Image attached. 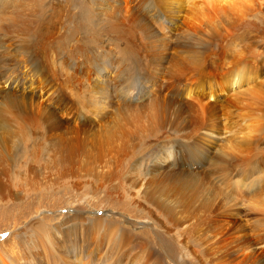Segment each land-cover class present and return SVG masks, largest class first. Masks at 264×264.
<instances>
[{
    "label": "rangeland",
    "instance_id": "obj_1",
    "mask_svg": "<svg viewBox=\"0 0 264 264\" xmlns=\"http://www.w3.org/2000/svg\"><path fill=\"white\" fill-rule=\"evenodd\" d=\"M39 1L40 4L38 3ZM87 1L0 0V98L2 97L1 95H3V90L8 88L10 84H12V82L16 81L15 84H13L14 87H16L15 85H20L21 89L30 91V93L33 92L35 96L39 97L42 100V102L49 104L51 107L56 106V112L59 114L60 117L63 115V109L61 110L59 106H57L56 100L61 99L62 104L67 106V111H70V113H65L62 116V119L65 116L64 119L68 118L70 120V125H81L83 127L86 126L85 128L89 131L90 134L89 139L86 138V145L84 146V149L86 150L82 152L83 154L81 153L77 156H74V158L71 157L72 160L69 161L68 166L64 168V164H62V161L67 159L62 160V158L56 153L57 151L51 150L49 144L41 141V137L38 134H36L37 136L34 135L33 137H30L29 135H26L24 131H20L19 134H15L14 136L9 137L7 135L1 134L2 131H0V139L4 141L2 142L0 140V264H65L66 259L63 256L64 253L60 254L59 248H55L57 250L54 251L55 257L52 256V252L47 251V248L48 246L50 247V245L48 244V241L46 243L45 239L49 238L40 234L43 230V226L44 228L46 227L50 229V238L53 237L55 234L56 240L60 239L59 231L61 230L68 231L69 233H71L69 237L74 238V236L77 235L78 240L84 241L80 235V232H78V234L74 233L75 235H72L73 232L71 231H73L74 229L72 225L69 226L67 224V220H69L68 218L71 216L80 215L83 217L84 220H91L95 216L100 214L102 215V217L105 216L103 222L106 225L124 226L125 229L129 232V234L132 235V241H130L129 245L126 246V248L129 247V249L125 248L126 254H128L124 256V260L126 261L125 264H204L203 260L201 259H204L206 258V256L217 252L218 250H220V248L221 251H218V253L221 252L219 254L222 257L220 258L219 256V258L217 259V261H221L218 262V264H237L238 262L240 263V261L248 255L246 253L249 252V249L251 250V248H249L250 244L248 245L247 243H250L252 241L254 243L256 238L255 235H259L258 233L260 232V234H262V231H264V225L260 224V222H264L261 220V218L264 217L262 216V213L264 215V212L261 211H263L264 209H262L261 211V208H259V210H254L250 207V203H253L251 202L253 199L249 200L251 199L250 196H258L259 194L263 193L264 190L259 193V191H261L260 187L257 191L258 194L250 192L254 187L258 186L257 179L254 181L255 185L253 184L254 186H252L253 188H251V190H245L246 188L242 187L241 183V171H243L244 169L247 170L250 166L251 167L249 169H252V167H254L255 165L259 166L258 168L260 169V172L258 175L262 177L264 174V132L261 131H264V128H262L264 126V114L259 115L258 119L257 116L255 117V119H257L258 121H256L254 118L248 120L249 122L255 120L254 122H251V124L260 123V121H262V126L261 124H256L257 126L255 127V124H252L254 128L258 127L257 130L252 129L256 132H250L253 135L251 136V139L253 137L254 139H252L251 141L249 140L247 142L246 138V142L243 143V138L245 137H243V132H240V135L238 133L227 134L225 135L226 138L224 137V139L220 140L219 144L221 147L218 146L216 150H212V153L210 151L212 147L210 149L207 148L208 144L202 146L204 149L200 147L193 148V145H188L190 138L199 137L201 132L199 122L197 121L196 117V120L193 122L194 126L192 124V126L186 127L180 132V135L178 137L179 140H181L180 146L164 145L168 141H175V138L173 139L172 136H170V132L166 130L167 133L165 134V137H158L157 140L158 145H164L163 148L161 150L157 148L153 149V151L149 153L148 157L151 156L149 160L155 159L156 161L161 154L169 156L167 162L171 163L170 166H173L174 164L175 166L177 165L176 171L180 173V176L177 182L171 181L172 184H170V181L165 182L166 184H168L169 182V185L167 186L168 188L165 189L166 192H163V196H161V194L157 195L158 191H155L156 189L154 188L157 186L154 185L160 184V186L162 187L166 184L158 183V181L152 182L151 187L153 185V188L151 189L153 191L151 190L152 193L150 192L152 197L149 194L147 197V201L145 202V200L140 199L142 201L141 202L135 195L136 189L133 182L136 180V174L138 172L137 170L140 166L139 157L143 154H141V151L144 149L147 150L150 147L152 148V142H148V139L146 140V143L142 145V141L145 136H148L149 138H155V135L153 137L151 136L153 133L150 134V132L153 130H150V126L158 127V124L161 122H163L164 124H166L167 122H177L178 126H181L183 124L189 123L190 119L192 120V118L194 119V117L190 112L185 111L183 109L181 111L179 110L180 113L176 112L177 114H174L173 112L177 110L174 106L172 107L170 105L166 109L168 110L170 108L169 111L166 112L165 110V112L163 113L164 115H161V117L163 116L162 118L160 117V115H156V118H154V106L151 105V102L156 98V94H153V96L149 97L146 96V93H142V91H140L143 90V87L135 89L131 88L132 91L120 90L122 87L118 85L119 82L115 80H118L119 78H115L113 80V83L110 86L111 94L113 97V102L117 103V105H124L125 102V104H127V110L123 111V113L120 115H115L114 113H111L110 111L106 110H103L104 112H107H105V114H102V111H95L97 114H94L95 112H91L85 115V108L83 107H86V104L83 102H86V99L89 95V90L87 89L88 87L86 85L88 84L86 83V75L88 73L87 69L90 67L89 59L91 57V55H89L90 53L88 54L87 49L90 45H100L99 43L101 42L102 37L105 35L108 36V40L101 43V46L99 48H101L103 51L108 52V54L113 55H109L112 61L111 66H114L116 63L119 62L121 63L122 61V64L125 63L126 65V70L129 67L128 69L130 71L128 72L130 77H123L124 79L122 78V80L124 81L121 80V82L125 84H131L133 81L129 78H136L133 75L137 76V71L140 72V70L142 69L145 74L144 78H147V81L144 84L146 87L144 86V89L147 90V88L149 87L150 90L156 89L160 91L165 89L167 83L173 82L174 84V80L179 79V75L174 76V74L172 73L173 77L171 76V79V77L165 73V69L166 67H168L167 64L170 61L164 59L162 60V63L159 58L162 57L161 55H169L173 47L172 45L175 46L177 42H179V44H183L184 41L182 39L176 41V39H178V35L174 32L172 28H169L167 30L164 29V37L162 35L161 40H159L157 36L152 34L153 39H158L160 42L158 40L154 41L149 31L152 30V26H150V24H148L149 26L146 25L145 21L143 22V19L139 17L135 19L136 22L133 21L132 23L130 22L128 24L123 20V22L121 20H118L117 17L114 16L116 15L114 12V10H116V7L113 6V3L109 0H91L97 3V10L100 12L99 14L101 16H104L107 12L113 14H111L112 16L110 15L112 17L111 19L110 16L108 17V13V15H105V17L108 19H106V23H108V25L106 23V25L103 24L105 25V27L102 25L103 28L101 27V25H98L99 27L97 26V28L96 26H89L85 22V15L90 12V9L92 7L91 5L93 4V2L91 3L90 0ZM227 1L230 2V0ZM251 1H253V3L256 1V3L254 5L250 4L249 2ZM251 1L246 0V4L248 5V7L247 5L246 7L248 9H246V13H244L245 16L242 15L243 19L240 18L241 16L237 15L234 11L231 10L230 12V9H228L226 11L227 15L218 17L220 18L218 19L219 24H215L217 25V30L215 31V34L217 35H211L210 31L198 34V36L194 38L200 44L195 41L193 36H186L185 38L187 40H190L186 41V45H188L189 48L194 51V54H198L200 52V54L198 55L205 56L204 60H206V63L212 62L213 60V62L221 64V67L224 66V68L226 66V63L228 64L234 59L237 60V57L239 58L243 55H245L246 59L250 56L264 59V0ZM119 4H122V6H124L125 11L123 12H125V14L127 13L129 6L130 9L128 10L129 13L127 14H132V12L135 13L134 11L138 9V5L135 6V3L130 0H122ZM40 5L42 6V9H40ZM88 6L91 7L89 8ZM108 7H111V10ZM133 8H135V10ZM40 10L42 13L40 12ZM247 10H250V13ZM84 11L88 12L85 13ZM228 13H231L234 17L232 15H229ZM235 14L237 15V18L235 17ZM42 16L46 20L42 21V24L40 22L41 26L39 25L38 28L39 30L40 28L42 29L40 30V32H38L40 36L37 35L39 37V41L38 37L35 36V39H37L38 41L37 42L35 39L33 40L34 37L30 39V35L35 34V31L31 29L32 33H30L31 30H29L28 23L29 20H34L38 22V18H43ZM35 17H37V20ZM224 17L225 19L227 18L226 21L223 20ZM232 18L236 21L238 20V22L236 23ZM110 21V24H112V22L115 23L114 25L118 23L116 25L118 31L116 30V27L113 24V26H110ZM119 21H121L123 25ZM227 23H230V25H228ZM142 24L144 28H142ZM119 26L122 27L124 30H122V28H120ZM227 26L229 27L227 28ZM113 27H115V30ZM137 27H139L140 29ZM104 28L105 33H102L104 32ZM100 29L102 32L99 31ZM125 29L128 32L124 33L123 31H125ZM130 29L132 31H130ZM217 31L219 33H217ZM119 33H122V35L120 34L119 36ZM94 34L100 35L95 37V42L92 41L93 39H91L92 37H94ZM116 34L118 37L116 36ZM208 34H210V38H214V41L211 40L213 41V44L210 46V49L208 47L209 43L203 40L206 39L204 37ZM70 36L72 37V39ZM141 36L143 37L141 38ZM144 36L146 40L148 39L150 41L151 44L148 43V40H144ZM198 37L201 39H199ZM129 38L132 40H130ZM127 39L130 42H133L130 45L132 48L134 47L136 49V52L135 50H133L134 48L132 49L133 53H128L126 51ZM200 40L204 41V43H201ZM96 41L99 42L97 43ZM157 41L159 43L158 45ZM192 41H194L195 43ZM142 42L148 45L142 46ZM152 42H155L154 47L152 45ZM167 42H169V45ZM105 43H107V45ZM62 45L65 46L63 47ZM157 46L158 48H160L159 50L158 48H156ZM123 48H125V50L121 51V49ZM153 48L157 52H154ZM163 48H165V50L168 52L165 53L166 51L163 50ZM26 49L28 50V52ZM147 50H150V52L148 53ZM206 50H208L207 53ZM120 51L124 53L123 55L125 56H123ZM159 51L160 53H158ZM29 52H32V56H27ZM144 52L146 53L144 54ZM151 52H153L154 54ZM144 56L147 57L146 61L151 64L150 65L148 63V66L146 67L147 69L145 68L147 62H144ZM153 56H157L158 59H156V57L153 58ZM135 57L140 62H138ZM140 57L143 58L141 59ZM24 58H26V61ZM31 58L32 60H30ZM121 58H125V61ZM126 59H130V61L126 62ZM152 59L153 62L151 61ZM131 60H133V64ZM156 61L159 63H156ZM34 63L36 64V66H38V69L40 70H34V72H31L33 70L32 64ZM74 63L77 64V67L79 68L73 69L70 66ZM127 63H129V65ZM161 63L163 64L161 66L162 69H159L158 67H160L159 64L161 65ZM164 64H166V66ZM260 65L261 66H258L257 69L263 70L264 72V60ZM163 66H165V68H163ZM152 68L154 69V71L152 70ZM224 68L222 69V71L217 73L218 77L221 73L223 75L225 74ZM108 72L112 73L110 69L108 70ZM128 72H126V76H129L127 75ZM188 76H190L189 73ZM185 78H181L183 79L182 82H185ZM198 78L199 77H192V82H195V80L199 82L200 79ZM165 79H167V81ZM127 80L130 82H128ZM204 80H202V82H204ZM261 80L264 84V73L257 80L256 83H259V81ZM205 81H209V79H206ZM175 83L177 84V82ZM180 85L183 86L182 84ZM190 86L193 87L192 85ZM115 88H117L118 90L116 91ZM123 93L128 94L126 99L125 97H122ZM61 96L63 99L61 98ZM180 96L183 97L182 99H186L183 94H181ZM121 98H123L124 100H122ZM119 101L121 102L120 104ZM78 102L80 103V105L83 103L84 106H80ZM113 102L111 101L112 105ZM100 113L103 115V117ZM260 116H262L263 118H259ZM81 118L85 119L82 120ZM160 119L163 120L160 121ZM64 121L69 124L68 121ZM123 121L127 123L128 121L129 123L131 122L130 126H133L134 128L137 127L135 129L137 132L136 135L133 136L132 140L128 142H131L133 146L128 148V143L125 145V147L127 146L126 148L129 149V152H127L126 154H117L115 148L112 146L111 139L110 141H107V137L113 131L112 128L118 124H122ZM155 121L158 122V124ZM195 122L197 123V125L195 124ZM258 125L261 126V128ZM5 128H7V126H5ZM145 128L147 129L148 133H145L146 130L143 131ZM243 130L248 131L249 128H245ZM20 133L24 134L21 135ZM256 133L260 135H257ZM254 134H256L258 138H256L257 136ZM259 136H261L262 138L260 137V139ZM30 138L39 139H36L37 141L32 142V139ZM249 138L250 137H248V139ZM257 140L260 142L257 143ZM252 141L254 142L251 143ZM6 149L8 150L7 152L5 151ZM188 149L196 150L189 151ZM216 156H218V158L224 156L223 160L220 158L218 159L220 161H217V165H219V163L221 162L224 167L220 164L218 166L219 169H216L218 168L216 166L212 170V163L215 158H217ZM149 160L146 159L145 163L142 162V165H148V162H150ZM222 162H224V164ZM224 168L226 171H224ZM166 170L169 171L168 169ZM220 171H224V173H221ZM261 172L263 173L261 174ZM182 173L183 175L181 176ZM192 174H194V176ZM222 174L224 177L222 176ZM183 178H185L186 182L183 181ZM183 183H185L186 185L184 188L182 187ZM177 184H181L182 191L180 190L174 193L173 190H175ZM190 185H196V193L186 191L188 190V188L186 187ZM262 187L264 188V185ZM183 191L186 192V196ZM170 192L173 193V196L170 195ZM190 192L193 194H191ZM178 194L179 196H176ZM169 195L171 196V198ZM180 195H184V197L182 198L181 202L183 204L179 206L180 203L178 201V197H180ZM193 195H195L196 198ZM155 196L158 197L155 198ZM187 196L191 197L187 198ZM175 197H177V199ZM185 197L188 202V206L187 204H185L187 207L184 205V202L186 201ZM172 198L175 201L172 200ZM210 199L211 203L209 202L208 206H206L207 204L205 205V203L210 201ZM154 200L158 203V205ZM152 201H154L155 205H157L158 207H156L155 205L152 206L154 204V202ZM148 202H151L152 204L150 205ZM190 202L195 204H191ZM189 204L191 205L190 207ZM182 205L184 209H182ZM188 207L189 209L186 211ZM206 207L211 211V213L208 209H206ZM158 208L161 210L159 211ZM250 208L251 210H249ZM162 209L164 211H162ZM189 210L190 212H192L191 210H193V213H189ZM171 215L174 216V219H172V221L174 220L180 223V226L178 223L176 224L173 221L175 225L174 226L171 220L169 221L170 217L172 218ZM164 218H168V220H165ZM215 218L216 221L214 220ZM211 220L212 222H210ZM168 222H171V224H169ZM210 223L216 225L214 226L212 224L211 227ZM80 224L82 225L81 228H84L86 226L85 223ZM187 225L192 226L189 227ZM209 225L211 227L210 229ZM213 226L215 228L217 227L216 229H214L215 231L213 230ZM219 227L224 228L220 229ZM78 228L79 227H77V229ZM211 231L212 233H214V235L211 233ZM223 231L225 233H222ZM216 232H218L219 235H221V233L224 235L219 237L218 233ZM5 233H7L6 236L4 235ZM208 236H210V238H208ZM216 238L219 241H217ZM248 239H250V241ZM212 240L216 244H214ZM89 242L91 243V241ZM204 242L207 243L205 244ZM226 243L228 244L226 245ZM229 244H232V247L229 246ZM84 245L85 244H83L82 242L81 248H83ZM245 245H248L247 247L249 249ZM254 245L257 247V250L259 249V252L261 253L263 249L258 247L259 245L257 241L254 243ZM75 246H77L76 243ZM213 247L215 248L212 249ZM226 247H229V249H227ZM201 248H208L210 249V251H213H211L210 254L209 252H206V255H202L203 249ZM245 248H247L248 250ZM99 249L102 250V252L105 251V248L99 245L97 253L95 255L100 252ZM158 250L161 253L158 252ZM223 250L225 253L222 252ZM155 251L157 255L152 253ZM250 253L252 252L250 251ZM101 255V263L99 264H104V262L107 260L108 255L107 253H105L104 255L102 253ZM263 255L264 253H261L258 255L259 257L257 256V258L262 259L264 258ZM82 262L83 259H81V263ZM115 264H118V262H116ZM122 264H124V261ZM260 264H264V262Z\"/></svg>",
    "mask_w": 264,
    "mask_h": 264
},
{
    "label": "bare ground",
    "instance_id": "obj_2",
    "mask_svg": "<svg viewBox=\"0 0 264 264\" xmlns=\"http://www.w3.org/2000/svg\"><path fill=\"white\" fill-rule=\"evenodd\" d=\"M17 1V0H16ZM87 1V0H86ZM91 1V0H90ZM110 2H112L113 6H115L116 10H114L115 17H117L118 20H123L125 22L128 23H132L133 21H135L136 18H142L143 22L145 21L146 25L150 24V26H152V30L150 31V34L155 35L158 37L159 40H161L162 35L164 33V29L167 30L169 28H172L174 30V32L178 35V39H176V41H178L179 39H182L184 42L183 44H179V42H177V44L172 45V50L169 53V55H161L162 57L159 58L162 62V60L167 59L168 61V67H166L165 69V73L168 74L170 77L172 75V73L175 75H179V79L174 80V84L173 82H169L171 79L168 81L169 83H167L165 89L163 90H150L149 87L147 88V90L144 89V84L146 83V79L144 71H142V69L135 73H137L135 75H133L134 79H132L133 77L129 78L131 79L133 82L131 84H125L122 83L121 80L123 77H130L129 72L130 71L128 68L127 70L125 69L126 65L125 63L122 64L121 63H116L114 66H111V58L110 54H108V52L103 51L101 48H99L101 46V43L105 42L108 40V36H103L101 39V42L99 43L100 45L98 46H92L90 45L87 49V52L89 55H91L90 59H89V65L90 67L87 69L88 73L86 75V84L87 85V89L89 90V95L88 98L86 99V102H83L86 104L85 108V112L84 114L87 115L88 113H94L95 111H102V114H105L106 111H110L111 113H114L115 115H120L123 113V111L127 110V104L121 105L120 101L119 104L117 105V103L113 102V97L111 94V84L113 83V80L115 78H119L118 80L115 79L116 81L119 82L118 85H120L122 88L120 90H125V91H132V89L135 88H139V87H143L142 93H146V96H153V94H156V98L154 100H152L151 105H153V112L154 114V118H156V115H164L163 113L165 112V110L167 109V107H169L170 105L173 107H175V109L177 111L173 112L174 114H177L176 112H179L183 109L185 111L190 112L194 119L192 118V120L190 119L189 123L183 124L181 126H178L177 122L174 123H169L167 122L166 124H164L163 122L159 123L156 122L158 124V127H151L150 126V130L153 129L150 134H152L151 136L153 137L155 135V138H149L148 136H145L143 138L142 141V145H144L146 143V140L148 139V142L150 141L152 148L150 147L149 149H144L141 151L140 157H139V169L136 171V180L133 182L135 189H136V196L137 198L140 200H145V202L147 201V197L151 192V188H153V185L151 187V183L158 181V183L161 184H166L165 182L170 181V184H172L173 181H178V178L180 176V173L178 171H176V167L175 164L173 166H170V162H167L169 156L166 155H160V157H158V159L155 161V159L153 160H149L151 156L148 157L149 153L153 151V149H162L164 145H168V146H180L181 144V140H179V135L180 132L182 130H184V128L186 127H190L194 126V121L196 120L195 117L197 118V121L199 122V127H200V135L199 137H192L190 138L188 145L194 147H200L203 148V145L208 144V149H210L211 153L212 150H216L218 146H220V140L224 139V137L226 138L225 135L227 134H232V133H240L243 132V143H245L246 141L248 142L249 140L251 141L252 139H254V137L251 139V136H253L250 132H256L255 130L252 129H256L252 126V124L254 125L255 120L258 121V116L264 114V84L263 81H259V83H256L257 80L263 75V70H258V66H261L260 64L262 63V61L264 59L261 58H255V57H249L246 59L245 55L240 56L239 58L237 57V60L234 59L232 62H229L228 64L226 63V66L224 68L221 67V64L215 63L213 62H208L206 63L204 60L205 56L203 55H198L200 54V52L198 54H194V51H192L191 48H189L186 41H190L187 40L185 37L186 36H190L193 38L197 37L198 34L200 33H204L206 31H210L211 35H217L215 34L216 32V28L217 25H215L216 23H218V17H222L223 15H227L226 11L228 9L234 11L237 15L241 16L240 18L243 19V16H245L244 13H246V9H248V5L246 4V0H130L133 1L135 4V6H137L138 9H136V11H134L135 13L132 12V14H127L129 13V9L130 6L127 10V13L125 14L124 10V6H122L119 4L120 1L122 0H109ZM251 1V0H250ZM46 2V1H45ZM88 2V1H87ZM93 2V4L90 6V12H85L87 13L86 16V23L89 26H97L101 25V27L103 28V26L105 27V25L108 23H106V17L105 15H108V17L112 14H110L109 12H107L104 16H101L99 13V11L97 10V3L95 1H91V3ZM252 2V3H251ZM249 2L250 4H255L256 1L253 3V1ZM258 2V1H257ZM40 4V1L38 2ZM89 3V2H88ZM103 3V2H102ZM101 3V4H102ZM108 3V2H107ZM9 4V3H8ZM42 4V3H41ZM100 4V5H101ZM109 4V3H108ZM90 5V4H88ZM103 5V4H102ZM131 5V6H134ZM247 5V7H246ZM107 6V5H106ZM112 6V7H113ZM252 6V5H251ZM40 9H42V6H39ZM44 7V6H43ZM56 7V6H55ZM87 7V6H86ZM89 7V6H88ZM89 7V8H90ZM8 8V7H7ZM54 8V7H53ZM103 8V6H102ZM106 8V7H105ZM109 9L111 7H108ZM114 8V7H113ZM112 8V10H113ZM262 8V7H261ZM44 9V8H43ZM107 9V8H106ZM135 10V8H133ZM108 10V9H107ZM111 10V9H110ZM109 10V11H110ZM132 10V9H131ZM133 11V10H132ZM248 12L250 10H247ZM10 12V11H9ZM35 12V11H34ZM41 12V10H40ZM83 12V13H84ZM229 12V11H228ZM233 12V14H234ZM42 13V12H41ZM131 13V12H130ZM226 13V14H225ZM250 13V12H249ZM252 13V12H251ZM33 14V12H32ZM37 14V13H36ZM229 15H232L231 13H228ZM235 14V17L237 16ZM113 15V14H112ZM111 15V16H112ZM251 15V14H250ZM110 16V19L112 18ZM113 16V18H114ZM233 16V15H232ZM259 16V15H258ZM32 17V16H31ZM43 17V16H42ZM234 17V16H233ZM37 20V17H35ZM34 18V19H35ZM228 18V16H227ZM226 18V19H227ZM237 18V17H236ZM239 18V17H238ZM91 19V20H90ZM225 17H224V21H226ZM230 19V18H229ZM233 19V18H232ZM241 19V20H242ZM250 19V18H249ZM38 22L34 21V20H29L28 26H29V30H33L35 31V34H31L30 35V39L33 40L35 39V36L38 37L37 35H39L38 32H40V30L42 28H40L39 30V25L40 22L42 24V21L46 20L43 18H38ZM96 20V21H95ZM108 20V19H107ZM113 20V19H112ZM117 20V22H118ZM234 20V19H233ZM95 21V22H94ZM116 21V20H114ZM119 21V22H121ZM122 21V22H123ZM223 21V22H224ZM236 23L238 22V20H234ZM240 21V20H239ZM1 22V21H0ZM121 22V23H122ZM136 22V21H135ZM232 22V21H231ZM7 23V22H6ZM44 23V22H43ZM106 23V24H105ZM111 23V21L109 22V24ZM138 23V22H137ZM141 23V20H140ZM105 24V25H103ZM112 24L114 25L115 23L112 22ZM112 24H110V26H113ZM118 24V23H117ZM116 24V25H117ZM120 24V23H119ZM126 24V25H127ZM219 24V23H218ZM225 24V23H224ZM228 24V23H227ZM44 25V24H43ZM42 25V27H43ZM53 25V24H52ZM103 25V26H102ZM114 25L116 27V30L118 29L117 26ZM121 25V24H120ZM123 25V23H122ZM230 25V23L228 24ZM41 26V25H40ZM129 26V25H128ZM126 26V27H128ZM142 28H144L143 24L141 25ZM149 26V25H148ZM225 26V25H224ZM233 26V25H232ZM9 27V26H8ZM83 27V26H82ZM99 27V26H98ZM115 27L114 30H115ZM120 27V26H119ZM125 27V26H124ZM136 27V25H135ZM140 27V26H139ZM137 27V28H139ZM220 27V26H219ZM229 26H227L228 28ZM111 28V27H110ZM109 28V29H110ZM122 28V27H120ZM148 28V27H147ZM145 28V29H147ZM223 28V27H222ZM28 29V27H27ZM99 29V28H98ZM96 29V30H98ZM112 29V28H111ZM127 29V28H126ZM125 29V32H128ZM135 29V28H134ZM140 29V28H139ZM151 29V28H150ZM32 30L30 33H32ZM95 30V31H96ZM103 30V29H102ZM108 30V28H107ZM106 30V31H107ZM113 30V29H112ZM122 30H124L122 28ZM121 30V31H122ZM136 30V29H135ZM220 30V28H219ZM222 30V29H221ZM224 30V29H223ZM101 31V29L99 30ZM105 33V28L103 30ZM118 31V30H117ZM130 31H132L130 29ZM129 31V33H130ZM143 31V30H141ZM148 31V30H147ZM26 32V31H25ZM108 32V31H107ZM120 32V31H119ZM225 32V31H224ZM98 33V32H97ZM95 33V34H97ZM101 33V34H102ZM115 33V32H114ZM136 33V31H135ZM148 33V32H147ZM217 33H219L217 31ZM226 33V32H225ZM41 34V33H40ZM82 34V33H81ZM93 35L94 37H92L91 39H93L92 41L95 40L96 36H100L98 35ZM111 34V33H109ZM120 34L122 35V33H119L118 35L120 36ZM128 34V33H127ZM144 34V33H142ZM149 34V35H150ZM210 34L206 35L203 39L205 42H208L209 45V49L210 46L213 44L214 38H210ZM223 34V31H222ZM221 34V35H222ZM42 35V34H41ZM131 35V34H130ZM150 35V36H151ZM153 35L151 36L153 39ZM203 35V34H202ZM40 36V35H39ZM43 36V35H42ZM84 36V35H83ZM92 36V35H91ZM110 36V35H109ZM117 36V34H116ZM133 36V35H132ZM131 36V37H132ZM146 36V34H145ZM144 36V38H145ZM154 36V37H155ZM51 37V36H50ZM71 37V36H70ZM78 37V36H77ZM118 37V36H117ZM138 37V36H137ZM143 36H141L142 38ZM164 37V35H163ZM167 37V36H166ZM188 37V38H190ZM203 37V36H202ZM208 37V38H207ZM217 37V36H216ZM140 38V37H139ZM170 38V37H169ZM199 38V37H198ZM197 38V39H198ZM61 39V38H60ZM72 39V37H71ZM70 39V40H71ZM113 39V38H112ZM130 39V38H129ZM150 39V38H149ZM156 39V40H158ZM195 39V38H194ZM193 39V40H194ZM201 39V38H199ZM198 39V40H199ZM216 39V38H215ZM225 39V38H224ZM37 41V39H35ZM86 40V38H85ZM89 40V39H88ZM98 40V39H96ZM118 40V39H117ZM132 40V39H130ZM135 40V39H134ZM133 40V41H134ZM145 41L146 38L144 39ZM151 40V39H150ZM154 40V39H153ZM152 40V41H153ZM154 40V41H156ZM158 40V41H159ZM164 40V39H163ZM168 40V39H167ZM181 40V41H182ZM213 40V41H211ZM31 41V40H30ZM38 41H39V37H38ZM37 41V42H38ZM100 41V39H99ZM99 41H96L97 43ZM141 41V40H140ZM149 41V40H148ZM157 41V45L159 44ZM196 42H198L195 39ZM204 41L200 40V42L204 43ZM80 42V41H79ZM91 42V40H90ZM95 42V41H94ZM160 42V41H159ZM163 42V41H162ZM194 42V41H192ZM30 43V42H29ZM33 43V41H32ZM31 43V44H32ZM35 43V42H34ZM65 43V42H64ZM62 43V44H64ZM68 43V41H67ZM89 43V42H88ZM108 43V42H107ZM107 43H105L107 45ZM113 43V42H112ZM128 43V44H127ZM127 43H126V51L128 53H133L132 52V48L130 44H132L133 42H130L127 39ZM150 43V41L148 42ZM153 43V42H152ZM165 43V42H164ZM161 43V44H164ZM169 45V42H167ZM191 43V42H190ZM195 43V42H194ZM199 43V42H198ZM37 44V43H36ZM47 44V43H46ZM61 44V43H60ZM92 44V43H91ZM142 46L143 45H148V44H144L143 42L141 43ZM140 44V45H141ZM151 44V43H150ZM155 42L152 44L154 47ZM200 44V43H199ZM50 45V44H49ZM96 45V44H95ZM139 45V46H140ZM166 45V44H165ZM31 46V45H30ZM60 46V45H59ZM63 46V45H62ZM65 46V45H64ZM63 46V47H64ZM76 46V45H75ZM141 46V47H142ZM161 46V45H160ZM159 46V47H160ZM164 46V45H163ZM206 46V45H205ZM216 46V45H215ZM32 47V46H31ZM71 47V46H70ZM107 47V46H106ZM125 47V46H124ZM151 47V46H150ZM168 47V46H167ZM166 47V48H167ZM201 47V46H199ZM203 47V46H202ZM21 48V47H20ZM28 48V47H27ZM137 48V47H136ZM139 48V47H138ZM144 48V47H143ZM158 48V46L156 47ZM162 48V47H161ZM22 49V48H21ZM30 49V48H29ZM50 49V48H49ZM106 49V48H105ZM142 49V48H141ZM147 49V48H146ZM149 49V47H148ZM154 49V48H153ZM152 49V51H153ZM160 48H158L159 50ZM169 49V48H168ZM196 49V48H195ZM205 49V48H204ZM207 49V48H206ZM27 50V49H26ZM31 50V49H30ZM29 50V51H30ZM112 50V49H111ZM110 50V51H111ZM115 50V49H114ZM124 51L125 48L121 49V51ZM133 50L136 49L134 48ZM139 50V49H138ZM145 50V49H143ZM163 50H165V48H163ZM22 51V50H21ZM25 51V50H24ZM32 51V50H31ZM35 51V49H34ZM119 51V50H118ZM120 51V52H121ZM141 51V50H140ZM148 51V50H147ZM166 51V50H165ZM208 50H206L207 53ZM212 51V50H209ZM28 52V50H27ZM86 52V53H87ZM119 52V53H120ZM126 52V53H127ZM150 52V50L148 51V53ZM154 52L155 51L154 49ZM162 52V50H161ZM168 51H166L165 53H167ZM238 52V51H237ZM52 53V52H51ZM59 53V52H58ZM85 53V54H86ZM142 53V52H141ZM140 53V54H141ZM146 52H144L145 54ZM147 53V54H148ZM153 53V52H151ZM150 53V54H151ZM160 53V51L158 52ZM211 53V52H210ZM20 54V53H19ZM27 54V53H26ZM25 54V55H26ZM35 54V53H34ZM121 54L123 55L124 53L121 52ZM139 54V55H140ZM149 54V55H150ZM154 54V53H153ZM240 54V53H239ZM56 55V54H55ZM110 55V56H109ZM137 55V54H136ZM135 55V56H136ZM138 55V56H139ZM156 55V53H155ZM218 55V54H217ZM27 56H32V52H29V54ZM61 56V55H60ZM113 56V55H112ZM125 56V55H123ZM129 56V54H128ZM132 56V55H131ZM142 56V55H141ZM159 56V55H158ZM70 57V56H69ZM117 57V56H116ZM156 59L157 56H155ZM153 56V58H155ZM30 58V57H29ZM40 58V57H39ZM77 58V57H76ZM127 58V57H126ZM131 58V57H130ZM141 58V57H140ZM143 58V57H142ZM141 58V59H142ZM144 62L146 61V58L144 56ZM17 59V58H16ZM26 61V58H24ZM110 59V62H109ZM115 59V58H114ZM113 59V61H114ZM122 59V58H121ZM120 59V60H121ZM125 59V58H124ZM122 59V60H124ZM128 59V58H127ZM126 59V60H127ZM134 59V58H133ZM135 59L138 61V59L135 57ZM134 59V60H135ZM151 59V57H150ZM32 60V58L30 59ZM84 60V59H83ZM149 60V59H148ZM23 61V60H22ZM24 61V62H25ZM45 61V60H44ZM61 61V60H60ZM125 61V60H124ZM129 60H127L126 62H129ZM132 64H133V60ZM153 62V59L151 60ZM21 62V61H20ZM62 62V61H61ZM140 62V61H138ZM137 62V63H138ZM147 65L145 63V68L148 66V61ZM29 63V62H28ZM27 63V64H28ZM135 63V62H134ZM155 63V62H154ZM156 63H159L156 61ZM163 63V62H162ZM159 64L160 67H158L159 69H162V64ZM60 64V63H59ZM58 64V65H59ZM129 65V63H127ZM150 64V63H149ZM230 64V65H229ZM31 65V64H30ZM88 65V64H87ZM135 65V64H134ZM151 65V64H150ZM154 65V64H153ZM156 65V64H155ZM166 66V64H164ZM229 65V66H227ZM41 66V65H40ZM55 66V65H54ZM73 69L74 68H79L77 67V64H71L70 65ZM132 66V65H131ZM137 66V65H136ZM140 66V65H138ZM165 66H163V68H165ZM27 67V66H26ZM31 67V66H30ZM32 71L34 72V70H40L38 69V66H36V64H32ZM57 67V66H56ZM133 67V66H132ZM150 67V66H149ZM157 67V66H156ZM154 67V68H156ZM6 68V67H5ZM225 69V74L223 75L222 73L220 74V76H217V73H219L220 71H222V69ZM9 69V68H8ZM111 70L112 73H109L108 70ZM132 69V68H131ZM135 69V68H134ZM138 69V68H137ZM147 69V68H146ZM29 70V69H28ZM49 70V69H48ZM144 70V69H143ZM151 70V69H150ZM152 70L154 71V69L152 68ZM4 71V70H3ZM2 71V72H3ZM149 71V69H148ZM160 71V70H159ZM24 72V71H23ZM107 72V73H106ZM126 72H128L126 76ZM178 72V74H177ZM5 73V72H4ZM7 73V72H6ZM66 73V72H65ZM133 73V70H132ZM131 73V74H132ZM151 73V72H150ZM188 73L190 74V76H188ZM216 73V74H215ZM44 74V73H43ZM113 74V76H112ZM152 74V73H151ZM155 74V73H154ZM31 75V74H30ZM153 75V74H152ZM157 75V74H156ZM161 75V74H160ZM79 76V75H78ZM81 76V75H80ZM150 76V75H149ZM148 76V78H149ZM217 76V78H216ZM83 77V76H82ZM168 77V76H167ZM182 77H187L185 78V82H182L183 79H181ZM192 77H199L198 79H200L199 82H197L195 80V82H192ZM165 78V77H163ZM46 79V78H45ZM70 79V78H69ZM68 79V80H69ZM124 79V78H123ZM128 79V80H129ZM169 79V78H168ZM206 79H209V81H205ZM18 80V79H17ZM49 80V79H48ZM61 80V79H60ZM127 80V81H128ZM167 81V79H165ZM202 80H204V82H202ZM124 81V80H122ZM126 81V83H127ZM16 81L12 82V84H10V86L6 89H4L3 91V95H1L2 97L0 98V131L1 134L7 135L9 137L14 136L15 134H19V132H25L26 135H29L30 137H33L34 135L38 134L41 138V141L46 142L47 144H49V147L51 150L57 151L56 153L63 159H67V160H63L62 164H64V168H66L69 164V161L72 160V158H74V156H77L79 154H81L84 150V146L86 145V138L89 139V131L81 126V125H70V120L68 118L63 117L62 116L65 113H70V111H67V106L63 105L61 102V99H57L56 100V104L57 106H59V108L62 110L63 115L60 117L59 114L56 112V106L51 107L49 104H46L44 102H42V100L35 96L33 92L30 93V91L27 90H23L21 89L20 85H15L16 87L13 86V84H15ZM48 82V81H47ZM51 82V81H50ZM82 82V81H81ZM130 82V81H128ZM177 82V84L175 83ZM116 83V82H115ZM151 83V82H150ZM180 84H182L183 86H181ZM190 85H192L193 87H191ZM46 86V85H45ZM115 87V86H114ZM146 87V86H145ZM130 88V89H128ZM132 88V89H131ZM113 89V88H112ZM115 90L117 91L118 89L115 88ZM113 92V91H112ZM88 93V92H87ZM128 93V92H126ZM49 94V93H48ZM183 94L184 97H186V99H182L183 97H181L180 95ZM86 95V93H85ZM115 95V94H114ZM128 94L123 93L122 97H125V99L127 98ZM60 97V96H59ZM58 97V98H59ZM62 98V96H61ZM181 98V99H179ZM63 99V98H62ZM75 99V98H74ZM122 100H124L123 98H121ZM134 99V98H133ZM65 101V100H64ZM111 101L113 102V105L111 104ZM82 102V101H81ZM123 102V101H122ZM79 103V102H78ZM83 103L81 105H83ZM130 103V102H129ZM80 105V103H79ZM80 105V106H81ZM84 106V105H83ZM131 106V105H130ZM171 107V108H172ZM107 108V109H106ZM170 109V108H169ZM166 110L167 111H169ZM84 110V109H83ZM103 110H106L105 112ZM114 110V111H113ZM180 110V111H179ZM79 113V112H78ZM107 113V112H106ZM109 113V112H108ZM182 113V112H181ZM94 114H97L96 112ZM101 114V113H100ZM101 114V115H102ZM82 115V114H81ZM84 115V116H85ZM100 115V116H101ZM166 115V113H165ZM105 116V115H104ZM257 116V119H255V117ZM99 117V114H98ZM103 117V115H102ZM163 117V116H162ZM161 117V118H162ZM86 118V117H85ZM85 118H81L82 120ZM167 118V116H166ZM181 118V117H180ZM254 118V121L249 122L248 120ZM259 118H263L262 116H260ZM100 119V118H99ZM159 119V118H158ZM64 120L68 121V123H66ZM163 119H160V121ZM260 120V119H259ZM159 121V120H158ZM166 121V119H165ZM196 121V122H197ZM195 122V124L197 125V123ZM131 123V122H130ZM127 122H124L122 124H118L116 126H114L112 128V132L111 134L107 137V141L111 139L112 141V146L115 148L117 154H126L127 152H129V149L131 146H133V144L128 143L130 140H132L133 136L136 135V128H134L133 126H130L131 124ZM262 121H260V123H256V124H261ZM254 125L255 127L257 125ZM264 124V123H263ZM258 125V126H259ZM5 126H7V128H5ZM135 126V124H134ZM262 126V124H261ZM261 126H259L261 128ZM142 127V125H141ZM139 127V128H141ZM149 128V127H148ZM167 128V129H166ZM245 128H249L248 131H244L243 129ZM264 128V126L262 127ZM146 130V131H145ZM170 132V136H172V138H175V141H168L167 143L163 144H159L158 145V137H165V134L167 133V131ZM199 130V129H198ZM261 130V129H258ZM143 131H145V133L147 132V129L145 128ZM149 131V130H148ZM262 132H264L263 130H261ZM139 132V129H138ZM192 132V131H191ZM148 133V132H147ZM259 133V132H257ZM256 133V134H257ZM21 135H23L24 133H20ZM113 134V135H112ZM193 134V133H192ZM191 134V135H192ZM254 134V135H256ZM262 134V133H261ZM141 135V134H140ZM138 135V136H140ZM160 135V136H159ZM186 135V134H185ZM240 135V134H239ZM260 135V134H257ZM256 135V136H257ZM19 136V135H18ZM37 136V135H36ZM38 136V137H39ZM263 136V135H262ZM2 137V136H1ZM185 137V136H184ZM187 137V136H186ZM189 137V136H188ZM248 137H250L248 139ZM261 136H259L260 138ZM237 138V137H236ZM248 140H247V139ZM258 138V136L256 137ZM255 138V140H256ZM262 138V137H261ZM260 138V139H261ZM23 139V138H22ZM32 139V142L37 141L36 139L39 138H30ZM166 139V138H165ZM171 139V138H170ZM192 139V140H191ZM234 139V138H233ZM246 139V141H245ZM2 141V139H0ZM229 140V139H228ZM241 140V138H240ZM23 141V140H21ZM237 141V140H236ZM4 142V141H2ZM31 142V143H32ZM228 142V141H227ZM254 141H252L251 143H253ZM257 143L260 141H256ZM255 142V143H256ZM128 143V148L125 147V145ZM1 144V143H0ZM236 144V143H234ZM247 145V144H246ZM256 145V144H255ZM259 145V144H258ZM4 147V146H3ZM221 147V146H220ZM247 147V146H246ZM192 148V147H191ZM240 148V147H239ZM248 148V147H247ZM257 148V147H256ZM204 149V148H203ZM189 151H192L193 149H188ZM196 150V149H195ZM193 150V151H195ZM6 152L8 151L7 149L5 150ZM231 151V150H230ZM235 151V150H234ZM156 152V151H155ZM158 152V151H157ZM160 152V151H159ZM164 152V151H163ZM219 153V152H218ZM239 153V152H238ZM248 153V152H247ZM83 154V153H82ZM198 154V153H197ZM154 155V154H153ZM221 155V154H219ZM158 156V155H157ZM155 156V157H157ZM72 157V158H71ZM217 158H215V160L213 161V165H212V170L214 167H218L221 162L219 163V165H217V161H220L218 159H224L222 157L218 158V156H216ZM247 157V156H246ZM71 158V159H68ZM153 158V157H152ZM204 158V157H203ZM149 160L150 162H148V165L143 166L142 164L145 163V161ZM210 159V156H209ZM221 160V161H222ZM252 160V159H251ZM210 161V160H209ZM143 162V163H142ZM135 163V162H134ZM224 164V162H222ZM182 164V163H181ZM226 164V163H225ZM258 164V163H257ZM261 164V163H260ZM222 165V164H221ZM263 165V164H262ZM224 167V165H222ZM254 166V165H253ZM174 167V168H173ZM251 167V166H250ZM249 167V168H250ZM259 166H254L252 167V169H244L243 171H241V183H242V187H245V190H251V188H253L252 186H254V181L257 179L258 181V186L254 187L250 192L252 193H257V191L259 190V188L261 187V191L264 190V188L262 187L264 185V174L261 177L259 174ZM262 167V166H261ZM173 168V169H172ZM210 168V167H209ZM227 168V167H226ZM166 169H168L169 171H167ZM180 169V168H179ZM184 169V168H183ZM216 169H219L216 168ZM264 169V168H263ZM166 170V171H165ZM221 170V169H220ZM165 171V172H164ZM194 171V170H193ZM215 171V170H214ZM224 171L225 168H224ZM224 171H220L221 173H224ZM199 172V171H198ZM193 173V172H192ZM226 173V172H225ZM263 172H261L262 174ZM183 175V173L181 174V176ZM194 176V174H192ZM225 175V174H224ZM221 176V175H219ZM223 176V174H222ZM201 177V176H200ZM224 177V176H223ZM202 178V177H201ZM233 178V177H232ZM196 180V179H195ZM194 180V182H195ZM172 181V182H171ZM183 181L186 182L185 178H183ZM237 182V181H236ZM157 183V182H156ZM175 183V182H174ZM173 183V184H174ZM235 184V183H234ZM240 184V183H239ZM254 184V185H253ZM169 185H163L162 187L160 186V184L158 185H154L157 187H154L155 191L157 192V195L163 196V192L165 191V189H167ZM175 185V184H174ZM177 187H173L175 188V190H173V192L175 193L176 191H182V187L184 188L186 185L185 183H183V186L181 187V184H177ZM235 186V185H234ZM214 187V186H213ZM225 187V186H224ZM188 190L186 191H191V192H195L196 193V185H190L188 187ZM263 188V189H262ZM169 190V189H168ZM184 190V189H183ZM241 190V189H240ZM153 191V190H152ZM154 191V192H155ZM243 191V190H242ZM153 192V193H154ZM166 192V191H165ZM184 192V191H183ZM190 192V193H191ZM220 192V191H219ZM249 192V191H248ZM152 193V192H151ZM168 193V192H167ZM166 193V194H167ZM171 193V192H170ZM182 193V192H181ZM186 192H184L185 194ZM188 193V194H190ZM217 193V192H216ZM165 194V195H166ZM193 194V193H191ZM247 194V193H246ZM258 194V193H257ZM151 195V194H150ZM154 195V194H153ZM171 196H173V193L170 194ZM169 195V196H170ZM251 195V194H250ZM249 195V196H250ZM170 196V198H171ZM176 196H179L176 195ZM186 196V194H185ZM195 197V195H193ZM242 196V195H241ZM150 197V196H149ZM152 197V195H151ZM150 197V198H151ZM158 197V196H157ZM155 196V198H157ZM184 197V195H180V197H178V201H179V206L183 203L182 202V198ZM191 197V196H190ZM189 196H187V198H190ZM208 197V196H207ZM229 197V196H228ZM255 197V198H253ZM249 199L252 200L251 202H253L252 204L250 203V207L253 208L254 210H259L260 211L262 209H264V191L263 193L259 194L258 196H253ZM169 198V199H170ZM177 199V197H175ZM196 198V197H195ZM206 198V197H205ZM221 198V197H220ZM154 199V198H153ZM152 199V200H153ZM161 199V197H160ZM168 199V200H169ZM192 199V198H191ZM194 199V198H193ZM156 200V199H155ZM154 200V201H155ZM167 200V201H168ZM172 200H174L172 198ZM186 200V197H185ZM221 200V199H220ZM137 201V200H136ZM141 201V200H140ZM151 201V199H150ZM152 201V202H154ZM160 201V200H159ZM175 201V200H174ZM194 201V200H192ZM208 201V200H206ZM142 202V201H141ZM156 202V201H155ZM155 202L152 206L155 205ZM172 202V201H171ZM184 202V199H183ZM186 202V203H185ZM184 202V205L187 204L188 206V202L187 200ZM211 203V199L210 201L206 202L205 205L208 206V203ZM150 205L152 204L151 202H148ZM157 203V202H156ZM160 203V202H159ZM178 203V202H177ZM191 204H195L190 202ZM203 203V202H202ZM201 203V204H202ZM158 205V203H157ZM157 205H155L156 207H158ZM176 205V204H175ZM177 206V205H176ZM174 206V207H176ZM186 206V205H185ZM184 206V207H185ZM186 206V207H187ZM191 205L189 204V207ZM197 206V205H196ZM160 207V206H159ZM178 207V206H177ZM182 209L183 205L181 206ZM189 207L186 209V211L189 209ZM199 207V206H198ZM201 207V205H200ZM205 207V206H204ZM210 207V206H209ZM218 207V206H217ZM163 208V207H162ZM180 208V207H179ZM203 208V205H202ZM228 208V207H226ZM251 208L249 210H251ZM201 209V208H199ZM205 209V208H204ZM206 209H208L206 207ZM216 209V208H215ZM158 210L160 211L161 209L158 208ZM177 210V209H176ZM175 210V211H176ZM209 210V209H208ZM232 210V209H231ZM162 211H164L162 209ZM192 212L189 213H193V210H191ZM216 211V210H214ZM248 211V210H247ZM180 212V211H179ZM209 212L211 213V211L209 210ZM228 212V211H227ZM261 212H264L261 211ZM170 213V212H169ZM188 213V214H189ZM205 213V212H204ZM209 213V214H210ZM214 213V212H212ZM259 213V212H258ZM172 214V213H171ZM174 214V213H173ZM218 214V212H217ZM260 214V213H259ZM175 215V214H174ZM212 215V214H211ZM167 216V214H166ZM170 216V214H169ZM172 216V215H171ZM193 216V215H192ZM241 216V215H240ZM262 216L263 213H262ZM105 217V216H104ZM104 217H102V215H97L95 216L93 219L91 220H84L82 216L80 215H75V216H71L69 217L67 220V224L69 226L72 225L73 232L72 235H75L74 233L78 234V232H80L81 237L83 238L84 241H80L78 240L77 235L73 237H69V235L71 233H69L68 231H59V237L60 239L56 240L55 234L53 237L50 238V229L49 228H44L43 226V230L41 231L40 234H42L43 236H47L49 239H45L46 243L48 241V244L50 245V247L48 246L47 251L52 252V256L55 257V253L54 251H57L55 248H59L60 254H63L64 258L66 259V263L65 264H99L101 263V258H102V253L103 255L105 253H107L108 257L107 260L104 262V264H115L116 262H118V264H122L124 261V264L126 263V261L124 260V256L128 255L126 254V246L129 245L130 241H132V235L129 234V232L125 229L124 226H120V225H106L103 222ZM174 216H172V218L170 217L169 221L171 220V222L174 225V222L177 224L178 222L176 221H172V219ZM189 217V216H188ZM198 217V215H197ZM166 218V217H165ZM164 218V219H165ZM169 218V217H168ZM165 219V220H168ZM264 217L261 218L262 221H264L263 219ZM183 219V218H182ZM213 219V218H211ZM180 220V219H177ZM189 220V219H188ZM216 221V218L214 219ZM186 221V220H185ZM196 221V220H195ZM194 221V222H195ZM166 222V221H165ZM171 222L169 224H171ZM181 222V221H179ZM193 222V223H194ZM212 222V220L210 221ZM80 223H85L86 226L84 228H81L82 225ZM183 223V222H182ZM181 223V224H182ZM216 223V222H214ZM241 223V222H240ZM180 226V223H178ZM195 224V223H194ZM211 227L213 223H210ZM260 224L264 225V222H260ZM186 225V224H184ZM202 225V224H201ZM214 225V224H213ZM216 225V224H215ZM214 225V226H215ZM223 225V223H222ZM227 225V224H226ZM175 226V225H174ZM173 226V227H174ZM189 226V225H187ZM192 226V225H190ZM189 226V227H190ZM213 226V230L216 229ZM77 227H79L77 229ZM209 225V229L211 228ZM221 227V225H220ZM219 227V228H220ZM225 227V226H224ZM223 227V228H224ZM240 227V226H239ZM220 228V229H223ZM208 229V228H207ZM204 230V229H203ZM245 230V229H244ZM215 231V230H214ZM213 231V232H214ZM219 232V231H218ZM216 232V233H218ZM226 232V230H225ZM224 231L222 233H225ZM241 232V231H240ZM263 233L259 235H255V242H258V247L262 248V252L264 253V231H262ZM212 233V231H211ZM219 235V237H221L222 234ZM234 233V232H233ZM214 235V233H212ZM211 234V235H212ZM228 234V233H227ZM199 235V234H198ZM210 235V236H211ZM212 235V236H213ZM243 235V234H242ZM210 236H208V238H210ZM211 236V237H212ZM232 236V235H231ZM240 236V235H239ZM248 236V235H247ZM55 237V238H54ZM185 237V236H184ZM202 237V236H201ZM206 237V236H205ZM218 237V238H219ZM228 237V236H227ZM237 237V236H236ZM235 237V238H236ZM93 238V240H92ZM207 238V239H208ZM214 238V237H213ZM223 238V237H222ZM221 238V239H222ZM217 239V238H216ZM220 239V240H221ZM231 239V238H230ZM200 240V239H199ZM209 240V239H208ZM211 240V239H210ZM214 240V239H213ZM212 240V241H213ZM226 240V238H225ZM242 240V239H241ZM250 241V239H248ZM26 241V240H25ZM91 241V243L89 242ZM134 241V240H133ZM217 241H219L217 239ZM244 241V240H243ZM24 242V240H23ZM77 244V246H75V243ZM83 242L84 247L81 248V243ZM93 242V243H92ZM209 242V241H208ZM225 242V241H224ZM230 242V241H229ZM245 242V241H244ZM254 242V243H255ZM27 243V242H26ZM205 244L207 242H204ZM214 243V241H213ZM218 243V242H217ZM220 243V242H219ZM253 241L250 243H247L248 245L250 244L251 250L247 247L248 245H245L248 249L249 252L246 253L248 254L245 258H243L239 264H260L262 262H264V258H257V256L259 254H261L259 252V249L257 250V247L254 245ZM138 244V243H137ZM142 244V243H141ZM140 244V245H141ZM194 244V243H193ZM203 244V243H201ZM212 244V243H211ZM216 244V243H214ZM228 243H226L227 245ZM236 244V243H235ZM24 245V244H23ZM103 246L105 248V251L102 252V250H100V252H98L97 255H95L97 253V249L98 246ZM195 245V244H194ZM199 245V244H198ZM232 245V244H231ZM229 244V246H231ZM241 245V244H240ZM80 246V248H79ZM205 246V245H204ZM203 247V246H202ZM206 247V246H205ZM211 247V246H209ZM216 247V246H215ZM215 247H213L212 249H214ZM222 247V246H221ZM224 247V246H223ZM232 247V246H231ZM129 249V247H127ZM126 248V249H127ZM227 249H229V247H226ZM234 248V247H233ZM243 248V246H242ZM245 248V249H247ZM161 249V248H159ZM202 250V255H206L208 252L209 254L211 253V250L208 248H201ZM219 249V246H218ZM224 249V248H223ZM247 249V250H248ZM217 250V249H216ZM195 251V250H194ZM198 251V250H197ZM221 251V248L220 250ZM214 252L213 254L206 256V258L201 259L203 260L204 264H218V262L221 261H217V259L219 258L221 252L218 253ZM226 251V249H225ZM250 251L252 253H250ZM158 252H160L158 250ZM207 252V253H206ZM223 253L224 250L222 251ZM154 254L157 255L156 251L152 252ZM151 253V254H152ZM161 253V252H160ZM163 253V252H162ZM201 253V252H200ZM227 253V252H226ZM159 254V253H158ZM229 254V253H228ZM227 254V255H228ZM232 254V253H231ZM251 254V255H250ZM223 255V254H222ZM43 256V255H42ZM160 256V255H159ZM200 256V255H199ZM225 256V255H224ZM237 256V255H236ZM243 256V257H244ZM251 256V257H250ZM264 256V255H263ZM84 257V258H82ZM222 256H220L221 258ZM259 257V256H258ZM63 258V259H64ZM106 258V257H105ZM202 258V257H201ZM225 258V257H224ZM81 259H83V262L81 263ZM126 259V257H125ZM128 260V259H127ZM220 260V259H219ZM103 261V260H102ZM231 261V259H230ZM128 262V261H127ZM226 262V260H225ZM237 263V264H238ZM220 264V263H219Z\"/></svg>",
    "mask_w": 264,
    "mask_h": 264
},
{
    "label": "snow or ice",
    "instance_id": "obj_3",
    "mask_svg": "<svg viewBox=\"0 0 264 264\" xmlns=\"http://www.w3.org/2000/svg\"><path fill=\"white\" fill-rule=\"evenodd\" d=\"M5 236L7 235V233L4 234Z\"/></svg>",
    "mask_w": 264,
    "mask_h": 264
}]
</instances>
